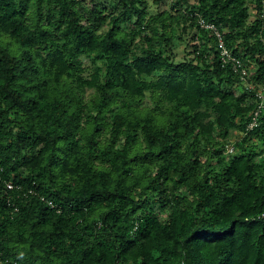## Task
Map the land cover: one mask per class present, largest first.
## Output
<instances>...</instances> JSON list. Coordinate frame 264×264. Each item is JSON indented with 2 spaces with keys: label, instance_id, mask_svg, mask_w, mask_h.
Here are the masks:
<instances>
[{
  "label": "trees",
  "instance_id": "1",
  "mask_svg": "<svg viewBox=\"0 0 264 264\" xmlns=\"http://www.w3.org/2000/svg\"><path fill=\"white\" fill-rule=\"evenodd\" d=\"M150 6L0 0V264H264V0Z\"/></svg>",
  "mask_w": 264,
  "mask_h": 264
},
{
  "label": "built area",
  "instance_id": "2",
  "mask_svg": "<svg viewBox=\"0 0 264 264\" xmlns=\"http://www.w3.org/2000/svg\"><path fill=\"white\" fill-rule=\"evenodd\" d=\"M201 23L204 24L207 27H214L213 24L211 23H205L204 20H201ZM218 36L220 37L219 39V48L221 50L222 53V58L224 60V62H233L234 68L236 70H238L241 73V76L243 78H246L249 74V68L243 64V62L241 61L240 58H238L237 56L233 55L232 51L230 49H228V47L225 44V41L223 40L220 32L217 31ZM262 96V95H260ZM260 109H256L253 113V120L250 122L249 127L252 128L254 125L257 124L258 120V114H259ZM227 150L228 151H233L234 150V145L233 144H229L227 145ZM6 185L9 189L14 188L15 184L12 180H8L6 181ZM264 215V213H263Z\"/></svg>",
  "mask_w": 264,
  "mask_h": 264
},
{
  "label": "rangeland",
  "instance_id": "3",
  "mask_svg": "<svg viewBox=\"0 0 264 264\" xmlns=\"http://www.w3.org/2000/svg\"><path fill=\"white\" fill-rule=\"evenodd\" d=\"M171 1L172 0H149V2L151 4L150 7L154 11L157 10V9H159V8H161V9L171 8ZM193 1H195V0H192V2ZM186 46H187L186 44L181 43V44H179V46H177L175 48V52H176V55H177L176 57L178 59H182L184 57V55L186 53V50H185L186 49ZM85 64L87 66H90V62H89L88 59L85 60ZM86 73H88V72H86ZM237 138H238V132L236 131L231 136V139L236 140Z\"/></svg>",
  "mask_w": 264,
  "mask_h": 264
}]
</instances>
